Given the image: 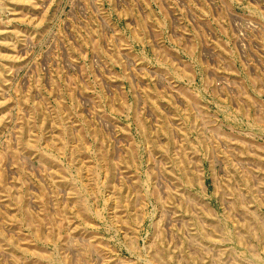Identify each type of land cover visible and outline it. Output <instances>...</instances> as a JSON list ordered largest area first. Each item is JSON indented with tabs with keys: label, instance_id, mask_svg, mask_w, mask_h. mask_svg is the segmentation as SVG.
Here are the masks:
<instances>
[{
	"label": "rangeland",
	"instance_id": "rangeland-1",
	"mask_svg": "<svg viewBox=\"0 0 264 264\" xmlns=\"http://www.w3.org/2000/svg\"><path fill=\"white\" fill-rule=\"evenodd\" d=\"M0 264H264V0H0Z\"/></svg>",
	"mask_w": 264,
	"mask_h": 264
}]
</instances>
